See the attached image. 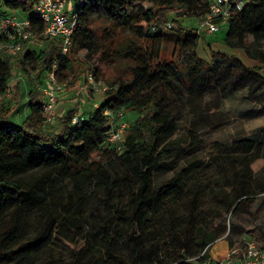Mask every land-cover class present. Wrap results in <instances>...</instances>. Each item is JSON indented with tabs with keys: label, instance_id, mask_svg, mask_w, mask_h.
I'll return each instance as SVG.
<instances>
[{
	"label": "trees",
	"instance_id": "trees-1",
	"mask_svg": "<svg viewBox=\"0 0 264 264\" xmlns=\"http://www.w3.org/2000/svg\"><path fill=\"white\" fill-rule=\"evenodd\" d=\"M36 1L0 0L6 6L0 15L21 11L30 18V29L37 34V40L44 42L37 53L24 46L15 55L0 54V264H36L34 253L38 246L31 243L47 237L46 229L53 221L72 224L83 219V208L95 191L105 192L116 221L102 234L103 246L84 264H201L209 256L208 249L197 257L192 255L194 262L183 257L164 263L157 256L161 239L146 229L152 223L153 203L160 198L159 195L152 199L155 192L151 172L164 166L174 168L200 142L192 129L172 137L175 100L182 95V89L194 94L214 83H224L230 89L251 87V82L260 77L257 67H248L235 57L219 53H212L209 62L197 56L198 33L187 29L182 17L196 15L201 7L204 14V0H83L78 4L74 0L78 25L72 45L64 54L59 40L41 36L45 23L33 16L32 5ZM95 8L109 23L103 32L105 50H101L103 43L91 28ZM152 23L156 24L154 31L150 28ZM227 23L223 41L228 46H243L247 35L264 43V0L248 3ZM125 33L127 36L116 45ZM169 43L173 45L172 58L166 54ZM112 52L131 60L128 77L117 78L103 92L96 107L78 113L80 108L74 105L61 114L58 130H47L40 114L43 92L35 89L29 92L30 114L21 124L10 123L21 98L19 80L10 84L12 61L19 67L29 64L38 74L53 71L55 77L62 78L72 70L77 56L83 55L92 66L77 75L76 84L86 78L88 70H94L95 77L102 74ZM6 91L10 94L3 97ZM121 112L134 115L123 132L117 153L114 146L101 145L109 130V117ZM73 115L77 116L74 123ZM104 156L116 158L136 180V185H131L129 202L115 200V191L123 182L128 184L129 179L114 171L110 160L103 162ZM167 160L170 162L165 163ZM253 169L256 168L240 165L228 180L233 188L230 207L249 205L255 193ZM225 174L220 176L224 182ZM191 175L182 168L161 185L165 188L160 194L165 195L169 188H183ZM259 189L264 191V182ZM217 196L222 200V196ZM42 225L45 228L38 236L31 237ZM196 235L200 251L205 246L210 248L217 239L213 231L201 227L196 229ZM185 239L184 247H190ZM79 249L85 251L89 247Z\"/></svg>",
	"mask_w": 264,
	"mask_h": 264
},
{
	"label": "rangeland",
	"instance_id": "rangeland-1",
	"mask_svg": "<svg viewBox=\"0 0 264 264\" xmlns=\"http://www.w3.org/2000/svg\"><path fill=\"white\" fill-rule=\"evenodd\" d=\"M203 9L201 7L197 10L196 15L182 17L187 29H196L198 33L197 56L206 62L211 60L212 53L235 57L248 67H257L260 77L251 82V87L242 85L230 89L224 83H214L194 94H188L182 89V95L176 98V120L172 137L183 135L187 129H192L200 138V142L188 154L182 156L174 168L167 169L164 166L151 172L152 190L155 192L152 199L158 198L159 195L160 198L153 203L152 223L146 229L153 230L154 237L161 239L157 256L164 263H174L175 258L183 257L194 262V257L204 249L210 252L215 251L213 248L217 247L218 253L228 245L241 244L248 240L264 245V191L259 189L264 182V43L247 35L243 46H228L223 41L228 31V23L221 24L218 31L210 34L205 32V28L199 27ZM3 11H6V6L0 4V13ZM12 14L18 17L24 15L19 10L13 11ZM108 27V21L102 16L99 8H95L91 17V28L103 43L101 50L106 49L107 42L103 41V32ZM125 36L126 33L122 34L116 40V45ZM43 43L35 38L24 42L23 47L37 53ZM172 49L173 45L167 44L166 54L169 58L174 57ZM77 58L72 70L66 71L62 78L56 77L59 87L55 89L54 122L45 124L47 130H58L61 114L74 105L79 106L78 113L94 107L102 99L103 92L110 88L117 78L128 77V68L132 63L131 60L112 52L104 65L103 73L95 77L96 85L93 87L87 83L86 78L74 84L77 75L92 66L91 61L83 55ZM10 66L13 73L10 84L18 79L21 87L19 104L10 118V123L18 125L31 112L29 92L35 89L42 92V87L49 85L50 81L48 73L38 74V70L29 64L19 67L12 61ZM9 94L10 91H6L3 97ZM44 97L43 95V100ZM40 114L42 116L41 109ZM133 115L129 112H123L122 116L120 113L112 114L107 122L109 130L104 137L109 131L120 128L123 122L128 125ZM74 118L75 115L72 116L71 122ZM101 146L113 148L105 139ZM120 150L117 149L116 152L119 153ZM109 160L114 171L129 179L128 184L123 182L120 189L114 193L116 201L126 203L130 201L133 191L131 185L135 186L136 180L116 158L104 156L103 162ZM234 161L235 164H232ZM240 165L256 168L253 169L252 181L255 193L248 206L230 207L233 188L228 184V180ZM182 168H187V171L192 173L188 184L178 191L169 188L170 191L165 195L160 194V190L165 188L162 189L161 185L176 176ZM224 172L226 182L220 177ZM218 191H221V194H218ZM217 195L222 196V200H219ZM83 210V219L72 221V224L61 220L53 221L46 229L47 237L41 236V241L31 243L38 246L37 252L34 253L36 264H84L85 260L96 253L98 247L103 246L102 234L107 228L111 229L116 221L105 192L90 193ZM198 227L213 231L216 235L217 239L210 248L205 246L200 251L196 245ZM44 228L45 225H42L31 237L38 236ZM185 237L188 238L190 247H184ZM82 246H88L89 249L82 251L79 249Z\"/></svg>",
	"mask_w": 264,
	"mask_h": 264
},
{
	"label": "built area",
	"instance_id": "built-area-1",
	"mask_svg": "<svg viewBox=\"0 0 264 264\" xmlns=\"http://www.w3.org/2000/svg\"><path fill=\"white\" fill-rule=\"evenodd\" d=\"M82 1L76 0V3ZM204 1L207 11L201 16L199 27L205 28V32L210 34L218 31L221 24L227 23L235 13L254 0ZM73 4L74 0H38L32 5L33 16L45 23L41 36L59 40L62 54L71 47L72 35L78 25ZM30 26L31 20L27 15L21 18L13 14L0 15V54L15 55L22 51L24 42L35 39L37 34L30 29ZM150 28L156 30V24L152 23ZM55 67L56 62L53 64V69ZM48 74L50 84L42 87L45 97L40 107L45 124L54 122L55 89L59 87L53 71ZM86 80L89 85L93 87L96 85L94 70L91 69L87 73ZM97 105L98 103L94 107ZM120 115L122 116L123 113L121 112ZM76 120L77 116L73 119V123ZM126 126V122H123L120 128L109 131L105 137L106 142L120 149ZM201 264H264V245L251 240L241 244H231L218 253L209 252V256Z\"/></svg>",
	"mask_w": 264,
	"mask_h": 264
},
{
	"label": "crops",
	"instance_id": "crops-1",
	"mask_svg": "<svg viewBox=\"0 0 264 264\" xmlns=\"http://www.w3.org/2000/svg\"><path fill=\"white\" fill-rule=\"evenodd\" d=\"M22 16H23V15H22ZM220 245H221V244H220ZM216 248H217V247H216ZM216 248H213V249H215V251H211V250H210V253H212V254H213V253H216V252H217V249H216Z\"/></svg>",
	"mask_w": 264,
	"mask_h": 264
}]
</instances>
